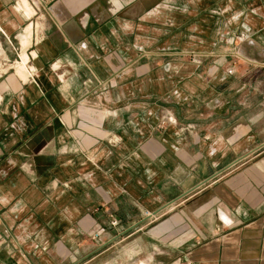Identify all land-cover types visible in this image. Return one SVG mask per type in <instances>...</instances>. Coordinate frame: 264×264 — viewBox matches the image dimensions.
Wrapping results in <instances>:
<instances>
[{
	"label": "crops",
	"instance_id": "1",
	"mask_svg": "<svg viewBox=\"0 0 264 264\" xmlns=\"http://www.w3.org/2000/svg\"><path fill=\"white\" fill-rule=\"evenodd\" d=\"M22 1L0 264H264V0Z\"/></svg>",
	"mask_w": 264,
	"mask_h": 264
},
{
	"label": "rangeland",
	"instance_id": "2",
	"mask_svg": "<svg viewBox=\"0 0 264 264\" xmlns=\"http://www.w3.org/2000/svg\"><path fill=\"white\" fill-rule=\"evenodd\" d=\"M23 4V1L22 3ZM23 5H20L19 7H22ZM18 7V8H19ZM24 34V33H23ZM27 36V35H26ZM20 40H23V38H10V39H7L6 37H4L2 35V33H0V76H3L4 74L6 73H9V72H16L17 76L19 78H21V80L23 81H27L28 78L32 75L31 71V64H30V61L31 59L29 58L28 56V62L25 66V71L24 73H26V76L23 75V77L17 72V66H18V63L22 62V54L25 53V50L23 49V51H17L16 52V55H11L9 53V46L14 45L16 48L20 42ZM27 54V52H26ZM11 55V56H10ZM150 220V219H149ZM159 220V217H157V219H154V220H151L150 223H155Z\"/></svg>",
	"mask_w": 264,
	"mask_h": 264
},
{
	"label": "bare ground",
	"instance_id": "3",
	"mask_svg": "<svg viewBox=\"0 0 264 264\" xmlns=\"http://www.w3.org/2000/svg\"><path fill=\"white\" fill-rule=\"evenodd\" d=\"M21 5H23V6L18 8V12H22V11H23V14H24L26 17H31V16L33 15V10L31 9V7H30L28 1H27V0H23V4H21ZM31 28H32V27H29V28H28V31H27V36H28V37L25 36V38H23L22 43H23V49L25 50V53L22 54V57H21V58H22V62L18 63V66L16 67V68H17V72H18L22 77H23V75L26 76V73H24V71H25V66H26V64H27V62H28V56H27V54H26V50H27V48H28V46H29V41H28V39H29V36H31ZM31 40H32V39H31ZM22 51H23V50H22Z\"/></svg>",
	"mask_w": 264,
	"mask_h": 264
},
{
	"label": "built area",
	"instance_id": "4",
	"mask_svg": "<svg viewBox=\"0 0 264 264\" xmlns=\"http://www.w3.org/2000/svg\"><path fill=\"white\" fill-rule=\"evenodd\" d=\"M228 74H229V75H232V74H233V70H229V71H228ZM168 122H169L170 124H176V120H175L173 117H169V118H168ZM146 217H147L148 219H150V220L157 219V216H156V215H154L153 213H149V212L146 213ZM112 225H113V226H117V225H118V222H117L116 220H114V221L112 222ZM99 237H100V235L96 234L94 238H95V239H99Z\"/></svg>",
	"mask_w": 264,
	"mask_h": 264
}]
</instances>
